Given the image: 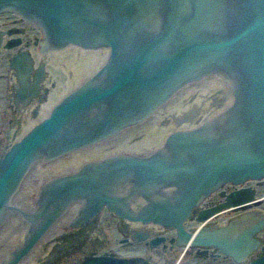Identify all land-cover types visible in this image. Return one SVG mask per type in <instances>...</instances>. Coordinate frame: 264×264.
Instances as JSON below:
<instances>
[{"label": "water", "instance_id": "1", "mask_svg": "<svg viewBox=\"0 0 264 264\" xmlns=\"http://www.w3.org/2000/svg\"><path fill=\"white\" fill-rule=\"evenodd\" d=\"M7 11L57 45L110 43L115 56L1 159L0 264L104 202L121 216L177 225L186 244L183 220L217 185L264 176V0H0ZM188 96L205 118L161 135L166 109L178 118L186 101L179 120L193 114ZM141 121L162 138L129 143ZM118 137L127 141L115 147ZM81 151L89 159L62 165L41 193L24 187L38 185L41 165Z\"/></svg>", "mask_w": 264, "mask_h": 264}, {"label": "flooded vegetation", "instance_id": "2", "mask_svg": "<svg viewBox=\"0 0 264 264\" xmlns=\"http://www.w3.org/2000/svg\"><path fill=\"white\" fill-rule=\"evenodd\" d=\"M0 31L3 32V35L0 38V90L2 89V92H0V102H2V104H0V117L1 120L7 119L10 126L7 131V135L0 138V145L7 143L5 140H8V147L2 155L0 154L1 158L11 147L15 139L21 135L27 127H30V121L35 118L37 119L42 115L44 105L50 101L51 94L49 93V89H52L51 87L54 84L53 78L48 77L46 79V83L42 82V86H44L43 90L36 94L35 98L28 99L26 101V105L19 103L16 100L19 79L14 73L12 58L17 52H29L34 61L33 65L31 64V71L33 72V75H35L37 72L41 71V69L45 68H47V70L51 69L54 71L53 67L58 64V56H55V58L50 60L49 64L42 61V58L48 57L46 53L41 51L40 40L43 35H41L40 30L35 25L27 23L15 14H11L3 18L0 17ZM30 39H32V43H29ZM73 78L78 80L77 76H72L70 80L72 81ZM187 98L192 99L193 102L195 100L192 96H188ZM183 102L185 103L184 108H186L188 104L186 101ZM162 113L165 120L163 119L164 125L161 127L162 129L165 127L169 129L175 119L174 112L166 109ZM196 117L197 116H188L185 120H193ZM145 126L133 127L136 128L135 131L137 132L131 134L132 137L128 140V142L132 143L137 137H147L154 132L152 131L149 134H145L149 129V125L147 124ZM1 129L2 128H0V130ZM125 132H123L122 135ZM120 137L116 139V143H114L115 147L126 143V138ZM106 144H108L107 148L110 150L111 141L106 142L103 145ZM152 145L157 148L158 143H153ZM90 154L91 153L89 151L73 152L72 154L68 153L57 160L46 162L43 166L41 165L38 171H35L36 177L39 176L35 179L37 180L38 185H30L29 181L28 184H25L26 182H24V187L27 189L33 187H38L39 189L40 187L41 190L32 194L41 193L43 187L49 181L51 182L52 179H54L51 175L52 173L57 176L60 175L58 172L60 171L62 165L65 163L75 164V166L79 168L89 159ZM78 159H80V161L77 162ZM245 185L248 186L250 190L256 189L257 186H259L258 188L264 189V180H255L252 183L247 181ZM237 189H240L237 184H226L220 189H216L210 194V196L206 197L197 207H195L193 215L191 216L187 226V228L191 229V231L190 233H187V235H192L196 232V230L203 227V222L199 221L198 218L207 217L209 212L206 211L212 210L216 206H222V210L214 216L215 220L210 219L213 221H209V224L206 223L208 226H211V228L216 226V224H218L217 226L219 227L223 226L220 222L226 218L233 219L234 217L241 215L243 211L236 209L239 207L228 209L224 208L223 205L225 195L230 194L233 190ZM36 190L37 189L35 188V191ZM116 194L119 195L118 193ZM258 199L259 206H261L260 203L264 205V195L260 196ZM84 207H87V203L82 206L81 210H83ZM95 215L92 217L88 215L82 222L74 223L75 220L69 221V225L63 226L62 229L60 228L59 233L45 239L41 243V245L34 251L33 259L32 261H29V263L85 264L86 261L93 257H108L112 259L120 258L123 261L125 260L127 264H157L151 259L150 251L152 249L156 250L161 248L164 249L165 252H169L171 256V264H251L257 258H260L262 256L260 252L264 251V247H262L261 250L251 253L247 260L237 262L230 255L217 250L215 246H211V248L208 247L206 249H204L201 245L195 244L184 245V243V246H182V243L176 240L177 233L175 234L173 232L175 230L173 229L167 230L153 225V228H148L149 230L146 232L148 237H144L145 235L142 236V233L140 236L139 232L136 230V226H138L137 221H132L119 216L116 213H112L107 206H104L102 210ZM222 215L225 216L222 217ZM103 221H107V224L100 229L99 226ZM83 226L86 227L80 235H74L72 232H69L72 230L78 232V230L82 229ZM68 227L70 229H68ZM102 231H105V234ZM135 232H138V236H134ZM76 238L78 242H74L76 241L74 240ZM111 242L120 243V250L123 252L115 253L117 251L113 252V249H110V252H102L101 250ZM140 247H145V250L138 251ZM79 251L84 254L80 256L78 260L74 261L75 259H70L71 257L75 258ZM67 257L69 258L65 259Z\"/></svg>", "mask_w": 264, "mask_h": 264}, {"label": "bare ground", "instance_id": "3", "mask_svg": "<svg viewBox=\"0 0 264 264\" xmlns=\"http://www.w3.org/2000/svg\"><path fill=\"white\" fill-rule=\"evenodd\" d=\"M2 33L3 32L0 31V36L3 35ZM44 33H42L43 37L40 40L41 51L46 53L48 57H44L41 60L49 64L50 60L55 58V56H58V64L54 67L49 65L53 67L54 71L51 69L47 70V68H45L33 75L31 67L34 61L29 52H17L12 58L14 73L19 79L16 98L19 103L26 105V101L28 99L35 98V95L43 90L44 86H42V82L46 83V79L48 77H52L54 81V84L51 87L52 89H49V93L51 94L50 101L44 105L42 115L37 119L35 118L30 121V127H27L25 131L22 132L23 134L21 133L18 137L16 136L17 138L12 144L13 146L31 134L37 126L49 120L53 116L56 107L69 102V100L74 97L76 99L84 89V84L88 83L93 76H96L98 73L103 71V67L108 63H113L115 56L114 46L110 43L96 46H81L73 43L57 45L53 43L52 40L48 39V36ZM82 69H87L85 72L87 75L83 76ZM72 76H80V80H74V82H76L73 83L74 86L72 85L66 87L61 85L62 80L67 81ZM254 179L264 180V176H248L245 180L238 182H234L233 180L223 181L203 199H201L192 208L191 215H187L183 220L182 226L188 233H190L191 229L187 228V226L191 216L193 215L194 208L197 207L206 197L210 196L212 192L226 184L235 183L240 189L233 190L230 194L225 195V201L223 203L224 208L229 209L239 207L243 212L241 215L234 217L233 219L226 218L220 222L223 226L219 227L217 226L218 224H216V226L211 228V226H208L206 223L209 224V220L214 219V216L221 212L222 208H220V206H216L212 210L206 211L209 212L206 218H198L199 221L203 222V227L196 230V232L190 236L185 245H201L204 249L215 246L217 250L230 255L237 262L247 260L251 253L261 250V248L264 247V206L262 210L258 209V196L259 194L264 195V189L258 188L259 186H257L256 189L250 190L248 186L245 185L247 181ZM104 206H107L112 213H116L121 216L120 211L111 209L106 202H104L102 208ZM102 208L94 212L91 217L100 212ZM122 217L138 222L136 230L139 232V235L142 233V236L145 235L144 237H148L146 232L150 228H153V225H155L156 227L167 230H175L173 232L175 234L177 233L176 240L178 241L179 230L177 225L168 224L165 221H158L155 217H152L150 220L135 219L129 216ZM138 232H135L134 236H138ZM44 240L32 245L14 264H34L29 263V261H32L34 251ZM181 245L184 246L183 244ZM260 253L262 256L257 258L251 264H264V251ZM118 259L93 257L86 261L85 264H127L125 260L123 261L120 258Z\"/></svg>", "mask_w": 264, "mask_h": 264}, {"label": "rangeland", "instance_id": "4", "mask_svg": "<svg viewBox=\"0 0 264 264\" xmlns=\"http://www.w3.org/2000/svg\"><path fill=\"white\" fill-rule=\"evenodd\" d=\"M12 13H4V14H0V17L1 18H3V17H7V16H9V15H11ZM40 32H41V35H42V29H40ZM32 43V39H30V41H29V43ZM28 43V44H29ZM29 45H31V44H29ZM16 47V46H15ZM1 69V68H0ZM86 70L87 69H85V70H83L82 69V74H83V76L84 75H87L85 72H86ZM82 76V77H83ZM81 77V78H82ZM84 78V77H83ZM78 79L80 80V76L78 77ZM74 80H75V78H73V80L71 81L70 79H68L67 81H64V80H62L61 81V85H64V86H74V84L73 83H76V82H74ZM79 83V82H78ZM0 92H2V89L0 90ZM0 104H2V102H0ZM9 123L7 122V119H4V120H1V117H0V128H2L1 130H0V138H2V137H4V136H6L7 135V131H8V129H9ZM7 143H8V140H5ZM7 143H4V144H1L0 145V154L2 155L5 151H6V149H7V147H8V144ZM254 181H255V179H254ZM253 180H249V182H254ZM248 184V183H247ZM260 196H262V195H260L259 194V197ZM260 205L261 206H259L258 208H259V210L261 209H263V204L262 203H260ZM220 208H222V206H220ZM236 209H239L240 210V208H236ZM223 216H225V215H222V217ZM204 218H206V217H204ZM215 220V219H214ZM209 221H211V220H209ZM213 221V220H212ZM211 221V222H212ZM107 224V221H103L101 224H100V229L102 228V227H104L105 225ZM86 226H83V228L82 229H80V230H78V232H75V231H69V232H72L74 235H76V234H79L80 235V233H82L83 231H84V228H85ZM68 229H70V228H68ZM68 232V233H69ZM75 232V233H74ZM104 234H105V231H102ZM67 233V234H68ZM110 236V235H109ZM111 237V236H110ZM74 240H76V241H74V242H78V240H77V238L76 239H74ZM110 242V241H109ZM109 245H111V246H109ZM109 245H107L105 248H103L101 251L102 252H110V249H113L114 251L113 252H115V251H117V252H115V253H122L123 251H121L120 249H121V246H120V243H115V242H111ZM80 249V248H79ZM145 250V247H140L139 248V250L138 251H144ZM84 253L83 252H80L79 251V253L75 256V258H73V257H71L70 259H75L74 261H76V260H78V258L80 257V256H82ZM150 256H151V259L155 262V263H157V264H171V256H170V254H169V252L168 251H166L165 252V250L164 249H161V248H159V249H156V250H151L150 251ZM69 257H67V258H65V259H68Z\"/></svg>", "mask_w": 264, "mask_h": 264}]
</instances>
